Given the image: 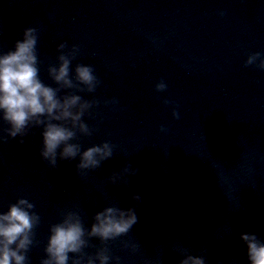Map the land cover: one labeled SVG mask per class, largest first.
<instances>
[{
    "label": "water",
    "instance_id": "1",
    "mask_svg": "<svg viewBox=\"0 0 264 264\" xmlns=\"http://www.w3.org/2000/svg\"><path fill=\"white\" fill-rule=\"evenodd\" d=\"M26 27L40 32L46 85L56 86L47 68L58 45L79 46L71 67L91 64L102 81L95 94L79 93L101 102L85 117L98 130L79 142L82 150L115 145L111 159L81 177L79 158L58 169L42 160L40 129L24 143L0 141V212L27 198L41 216L31 264L44 258L62 212L79 206L90 228L117 202L138 216L130 233L108 242L121 264H177L180 246L206 248L208 264H248L241 234L264 238V71L245 63L264 54V0H0V48L13 49ZM161 80L167 90L157 92ZM129 164L138 172L127 186L108 182ZM91 243L85 251L94 255L101 243Z\"/></svg>",
    "mask_w": 264,
    "mask_h": 264
},
{
    "label": "clouds",
    "instance_id": "2",
    "mask_svg": "<svg viewBox=\"0 0 264 264\" xmlns=\"http://www.w3.org/2000/svg\"><path fill=\"white\" fill-rule=\"evenodd\" d=\"M40 32L35 27H26L22 39L15 42L13 49L4 51L0 48V121L7 128L0 131V141L20 137V143L40 129L42 138L40 157L52 169H58V161H72L79 158L76 165L81 177L88 172L101 168L102 164L114 155L115 145L105 141L82 150L81 137H91L97 128L90 127L85 117L94 118V109L100 105L97 99H84L79 93L95 94L102 81L96 75L93 65L72 63L80 54V48L60 43L57 47V63L47 68L49 78L56 85H46L40 77L41 61L38 54ZM259 62V63H257ZM255 66L264 71V54H251L245 67ZM74 73V75H73ZM157 92L167 90V84L161 80L156 84ZM118 101L105 100V107L115 106ZM167 105L170 101L165 100ZM177 120L180 115L173 111ZM161 131L166 129L161 128ZM75 141V142H74ZM138 169L125 165L120 171H113L108 176L112 185L128 184V177ZM139 204L141 198L133 195ZM60 222L50 225L45 256L40 264H121L119 256H113L108 242L116 241L130 233L138 223L136 207H120L119 202L105 207L92 217L90 228L85 227L82 209L61 213ZM41 224V216L35 205L27 198H19L8 205L6 212H0V264H31L29 253L36 246V229ZM231 229H229L230 233ZM93 239L101 246L94 255L85 250L95 247ZM246 246L248 264H264V238L255 233H242L240 236ZM133 254L139 251V244H124ZM182 257L177 264H208L207 249L200 254H191V250L180 246L175 249ZM163 264V257L160 258ZM217 264H223L218 261Z\"/></svg>",
    "mask_w": 264,
    "mask_h": 264
}]
</instances>
